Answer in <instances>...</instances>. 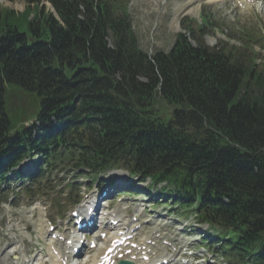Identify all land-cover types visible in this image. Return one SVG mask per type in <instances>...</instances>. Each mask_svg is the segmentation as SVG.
<instances>
[{
  "label": "trees",
  "instance_id": "16d2710c",
  "mask_svg": "<svg viewBox=\"0 0 264 264\" xmlns=\"http://www.w3.org/2000/svg\"><path fill=\"white\" fill-rule=\"evenodd\" d=\"M49 1L57 19L0 13V154L163 185L224 254L264 264V71L241 50L251 36L209 48L210 22L183 23L195 46L178 34L149 58L126 0Z\"/></svg>",
  "mask_w": 264,
  "mask_h": 264
},
{
  "label": "rangeland",
  "instance_id": "374dc122",
  "mask_svg": "<svg viewBox=\"0 0 264 264\" xmlns=\"http://www.w3.org/2000/svg\"><path fill=\"white\" fill-rule=\"evenodd\" d=\"M0 6L12 9L16 12H21L24 9L25 4L18 0L11 2L0 0ZM204 6V0H129L128 10L131 17L132 29L139 41L140 48L149 54H152L155 50L168 51L173 45L176 34L182 30L180 28L181 19L187 17L199 24L200 15L204 14V10H206ZM219 6L221 5L217 4L214 7V12L223 16L218 10ZM252 13L253 12L250 10L249 14ZM215 18L218 19L219 17L216 15ZM252 18L255 20L252 21L256 23V25H254V29H249L255 32L256 35L253 37L251 46L247 50V54L254 57L255 63L258 67L263 68L264 70V50L262 49L264 45V27L256 18ZM216 22L217 25L220 26V29L213 31H211V29L208 30L210 32L205 36L206 44L211 47L215 46L216 44H219L220 41L226 40L225 35H227L235 37L236 40L232 41V43L240 47L238 41L243 38L241 36V30L238 28L240 25L226 24V22L218 24L217 20ZM59 175H62V172ZM58 176H54L53 178L58 180ZM102 178L106 182L112 184L111 181L117 183L125 180L124 178L127 177L121 172H109ZM56 180L50 181L48 182L49 184H46L48 190L53 187L52 190L48 192L40 191L43 192V194L41 193L38 196H33V199L37 201L36 204H39V207L36 209L34 208L35 205H26L27 198L23 196L22 191H20L19 194L22 197L13 199L12 203H9L8 201L7 203L3 202L0 204V264H20L24 260L30 261L36 258L39 259L38 263L53 264L50 263L53 258L48 251L49 242L46 226V221L53 217V210L51 211L46 205L44 196L47 197L48 200L50 199L52 191L55 192L54 187L57 183L55 184L54 182ZM67 180L69 181V177ZM43 183L44 182H42V184ZM149 185V182L140 185L143 187V194H146L145 189L146 186ZM37 188L39 187L36 186L32 191L34 192ZM156 191L157 189L152 188L150 191L151 196L149 198H143L141 197L142 194H138L136 195V201L125 202L119 206L120 208H124L126 206L133 207L138 205V208L143 209V204H145V206L146 203L151 204L154 209L152 210V213L147 212L149 218L152 219L149 229L162 228L163 232L167 235H169L167 225H175V221H178V219L182 223L184 221L187 224L192 223L193 218L190 216L189 212H177L176 208L173 206L168 207L171 202L164 200L160 202V196L153 198V193L156 194ZM2 199L3 197L0 198V200ZM135 202L137 205L134 204ZM165 212H167L168 217H165ZM143 217L148 218L147 215H144ZM204 230H208L206 226L200 227V230L197 231L202 233ZM146 232H149V230L146 229ZM146 232L144 231L143 233L145 234ZM190 238H192L190 233L182 237L183 240ZM216 252L219 253L218 250ZM13 256H17L18 259H13ZM80 260H74V263L85 264L87 258H80ZM206 260L209 263L212 262L209 259ZM226 263L234 264L226 260V258L221 257L219 253L216 264ZM34 264H36V262Z\"/></svg>",
  "mask_w": 264,
  "mask_h": 264
}]
</instances>
